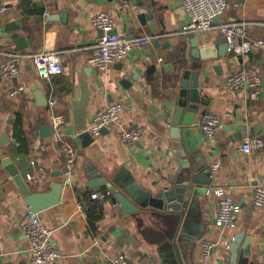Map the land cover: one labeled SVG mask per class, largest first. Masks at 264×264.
<instances>
[{
  "label": "crops",
  "instance_id": "1",
  "mask_svg": "<svg viewBox=\"0 0 264 264\" xmlns=\"http://www.w3.org/2000/svg\"><path fill=\"white\" fill-rule=\"evenodd\" d=\"M227 1L220 21L196 34V57L194 32L183 30L190 18L182 0H0V26L15 21L21 28L10 34L18 32L28 43L16 50L13 37L0 38V61L10 53L46 48L60 53L64 67L46 81L24 57L19 76L0 78V264H32L31 242L21 228L30 208L7 169L8 159L32 192L64 184L60 202L39 212L62 253L57 264H114L119 254L134 264H179L173 240L182 237L185 264H264V205L255 204L256 191L264 186V49L255 45L236 54L220 32L222 23H246V38L264 40V0ZM101 12L113 17L114 33L145 40L106 71L89 63L100 51L103 31L93 17ZM194 61L201 63L200 111L189 124L184 112L175 122L182 73ZM238 70L255 82L229 89L226 78ZM19 85L25 90L12 95ZM115 102L123 105L119 125L94 136L95 112ZM54 112L64 116L58 131ZM204 113L221 118L214 142L200 125ZM132 126L143 127L144 137L123 141L119 129ZM246 141L252 143L249 152L242 150ZM66 144L77 151L69 181L63 176ZM199 162L210 181H191L181 209L170 207L165 217L135 218L123 214L112 197H90L108 190L99 182L102 176L112 178L121 170L124 180L133 178L150 193L176 190L189 165ZM222 193L232 194L240 206L234 227L215 221ZM93 208L101 217L92 223ZM206 239L218 243L209 259L202 257Z\"/></svg>",
  "mask_w": 264,
  "mask_h": 264
},
{
  "label": "built area",
  "instance_id": "2",
  "mask_svg": "<svg viewBox=\"0 0 264 264\" xmlns=\"http://www.w3.org/2000/svg\"><path fill=\"white\" fill-rule=\"evenodd\" d=\"M183 6L190 18V21L184 25V31H191L198 34L211 28L212 24L220 18L228 6L227 0H182ZM93 23L102 29L103 34L99 38L100 51L97 55L89 58V63L96 66L100 71H106L117 60L127 56L133 49L142 44L144 38H128L120 33H112L114 28V19L105 12H101L93 17ZM246 23H222L220 32L224 35L228 48L236 54H245L253 49L255 45L264 49V40L252 41L246 38ZM27 57L31 60L39 75L46 81H51L54 75L63 72V63L60 53L56 50L41 49L39 51L21 54L10 53V57L0 61V78L19 76L22 71V60ZM226 86L232 90L246 88L250 83V76L245 70H238L229 74L226 78ZM249 83V84H248ZM25 90L24 85H19L11 92L16 95ZM57 104L56 99L51 100V105ZM123 105L119 102L111 103L108 106L99 108L93 117L91 133L94 136L102 135L105 128H112L119 125L121 119V110ZM53 123L56 130L64 121V116L60 113H53ZM200 125L207 137L214 142L217 133L222 126L221 118L214 113H207L203 116ZM59 135H62L59 133ZM120 138L128 143L140 141L145 131L141 126H132L121 128L118 131ZM66 161L63 170L65 181H69L76 169L77 151L70 145H65ZM242 150L249 152L252 150L251 141H246ZM110 190L97 191L91 193L93 200H106L112 197ZM83 201L80 202V209L83 208ZM255 204L258 207L264 205V186H259L255 195ZM240 212V206L230 193H222L217 206L215 221L220 226L234 227L237 223ZM23 233L31 242V263L32 264H57L62 256L60 249L52 243L53 230L47 226L41 219L38 212L28 211L21 224ZM218 246L216 241L206 239L202 242V257L211 258L214 249ZM114 264H134L126 254H119L114 259Z\"/></svg>",
  "mask_w": 264,
  "mask_h": 264
},
{
  "label": "water",
  "instance_id": "3",
  "mask_svg": "<svg viewBox=\"0 0 264 264\" xmlns=\"http://www.w3.org/2000/svg\"><path fill=\"white\" fill-rule=\"evenodd\" d=\"M220 21L218 18L214 23ZM15 21L7 20L3 26H0V38L13 37L16 41V50H22L27 46L26 39L18 32L10 34V31L20 29ZM115 31H112L114 33ZM190 37L193 41L195 49L193 53L196 57H199V42L195 33H191ZM201 63L194 61L190 69H185L182 73V90L179 99V107L176 111L175 122L178 121L181 114L186 113L185 124L191 123V119L194 114L200 111L201 94L199 87L201 85L200 77ZM192 76V82L189 83L188 78ZM205 114V113H204ZM186 144V143H185ZM187 148V147H186ZM187 149H184V155L189 154ZM195 155V154H194ZM7 169L13 176L14 180L18 184L22 194L25 197V202L30 208V211L41 212L42 210L56 205L60 202L64 184L62 182H56L52 185L50 191L32 192L29 184L25 181L21 175L18 167L12 163L9 159L6 161ZM189 164H191L189 162ZM203 163H198L196 166L189 165V173L187 179L182 187H178L176 190H162L154 193H150L141 188L134 179L124 180V171L121 170L114 177L102 176L100 179L101 184H105L108 190L113 192L111 201L113 204H119L121 206V212L123 214L135 215V218L141 217V215L148 214L149 216L157 215L165 217L164 213L173 207L176 210H180L184 201L186 193L189 192L190 182L196 183L209 182L208 169ZM96 172V171H95ZM199 172V173H196ZM94 173V172H93ZM98 174V173H97ZM191 191H195V188L191 187ZM239 237V236H238ZM238 237L235 238V242L232 245L233 252H236V242ZM170 238V237H169ZM184 237L174 239L173 245L175 246V252H179L178 263L185 264L180 253L182 250Z\"/></svg>",
  "mask_w": 264,
  "mask_h": 264
},
{
  "label": "trees",
  "instance_id": "4",
  "mask_svg": "<svg viewBox=\"0 0 264 264\" xmlns=\"http://www.w3.org/2000/svg\"><path fill=\"white\" fill-rule=\"evenodd\" d=\"M99 207V206H98ZM98 209L97 208H93L91 211L93 212H91V214H90V216H91V221H92V223L97 219V218H100L101 217V213H100V215H96L95 214V211H97ZM92 215H93V217H92Z\"/></svg>",
  "mask_w": 264,
  "mask_h": 264
}]
</instances>
